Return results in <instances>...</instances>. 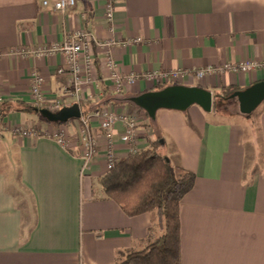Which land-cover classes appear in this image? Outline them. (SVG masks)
Masks as SVG:
<instances>
[{"label": "crops", "instance_id": "obj_1", "mask_svg": "<svg viewBox=\"0 0 264 264\" xmlns=\"http://www.w3.org/2000/svg\"><path fill=\"white\" fill-rule=\"evenodd\" d=\"M43 1L0 0V264H118L149 244L156 212L128 216L103 191L109 141L92 117L98 110L139 119L130 145L121 141L124 123L115 125L117 161L162 135L166 145L160 151L195 174V185L180 204V264H264V102L251 118L240 114L232 99L223 105L236 104L237 111L206 113L197 105L184 113L160 110L154 128L145 111L105 101L107 93L130 97L163 87L143 80L116 92L108 58L125 75L264 61V0H116L112 24L105 0H77L66 14L52 12ZM80 30L99 44L93 46V81L76 100L65 90L67 78L57 74L63 54L40 58L20 52L62 43ZM137 38L142 41L121 45ZM112 40L119 44L106 45ZM38 74L46 99L39 110L65 100L51 111L78 103L81 118H91L88 132L98 147L87 165L81 118L49 124L39 112L19 110L23 103L34 105ZM261 81L264 70L202 79L187 75L181 84L215 93ZM55 132L64 134L67 147L57 143ZM260 145L261 161L255 154ZM19 188L29 201H19Z\"/></svg>", "mask_w": 264, "mask_h": 264}, {"label": "trees", "instance_id": "obj_2", "mask_svg": "<svg viewBox=\"0 0 264 264\" xmlns=\"http://www.w3.org/2000/svg\"><path fill=\"white\" fill-rule=\"evenodd\" d=\"M239 90L237 87L228 86L215 92L213 111L222 112L224 102L232 103L229 100L230 95ZM128 97L124 94L107 93L105 101L123 104ZM6 104L8 103L3 102L2 105ZM20 106L22 107L19 110L24 112L37 110L38 113L40 109L26 103ZM99 107L97 105L96 109ZM83 113L86 116L89 112L83 110ZM254 114L255 112L247 117L251 118ZM2 115L4 114L1 110L0 116ZM42 120L52 124L44 118ZM150 125L156 128L157 120L151 121ZM165 145L164 137L157 135L149 147L118 161L100 181L105 195L118 203L128 216L156 212L157 218L149 233V244L141 251L128 254L118 264H180V204L193 189L196 176L161 152L160 148Z\"/></svg>", "mask_w": 264, "mask_h": 264}, {"label": "built area", "instance_id": "obj_3", "mask_svg": "<svg viewBox=\"0 0 264 264\" xmlns=\"http://www.w3.org/2000/svg\"><path fill=\"white\" fill-rule=\"evenodd\" d=\"M77 0H44L45 8L50 9L54 13L66 14L76 6ZM107 21L112 24L115 14L116 0H105ZM141 38L131 39L121 42V45L128 46L132 43L141 42ZM98 43L94 35L86 30H80L68 36L64 42L47 44L45 46L32 49L22 50L20 52L23 56L46 57L61 53L65 57V63L58 68L57 74L67 78L66 92L76 100L83 98L85 88L92 83V70L95 66V59L93 54V46ZM99 44V43H98ZM119 44L114 40L106 45ZM107 67L111 75L110 80L114 85L116 92H122L126 86H133L139 81L147 80L155 82L157 85H172L181 84L187 75H194L198 79L205 78L208 75L224 72H253L257 70H264V61L247 60L239 63H225L221 66H208L195 70L194 72L188 70H174L169 72L153 71L144 75L122 74L118 70V64L113 58H108ZM44 78L41 75L33 77L32 95L34 107H41L45 102V95L43 91ZM65 100H59L53 104L49 110L56 111L60 106L65 105ZM93 118L99 119L100 127L106 132L108 139V146L106 148V159L108 169L111 170L118 162L113 149V129L118 121L124 123V131L121 134V141L125 144H132L137 138V128L139 119L135 115L118 114L109 110H98L93 113ZM91 118H81L82 135L81 141L84 145L82 159L87 165L93 156L97 153V141L95 136L88 132ZM31 131H24L25 135L30 134ZM53 137L63 147H67V139L61 132H55ZM133 151V149H131Z\"/></svg>", "mask_w": 264, "mask_h": 264}, {"label": "water", "instance_id": "obj_4", "mask_svg": "<svg viewBox=\"0 0 264 264\" xmlns=\"http://www.w3.org/2000/svg\"><path fill=\"white\" fill-rule=\"evenodd\" d=\"M229 99L236 101L240 114L252 115L264 102V81L234 92ZM125 102L145 111L151 121H156L160 110L184 113L194 105L199 106L206 113H212L214 93L197 85L172 84L159 90L130 96L126 98ZM38 112L50 123L65 124L82 116L81 106L78 103L64 107L57 112L45 108L38 110Z\"/></svg>", "mask_w": 264, "mask_h": 264}, {"label": "rangeland", "instance_id": "obj_5", "mask_svg": "<svg viewBox=\"0 0 264 264\" xmlns=\"http://www.w3.org/2000/svg\"><path fill=\"white\" fill-rule=\"evenodd\" d=\"M225 108H226V109L229 108V109H231L232 111H237V105H236V104H233V105H231L230 107H225V105H224V107H223V111L225 110ZM260 110H261V109L258 108V109L255 111V114H256V113L258 114V112H260ZM254 121H255V129H256V132H258L259 129H258L257 119H255ZM254 152H255V151H254ZM251 154L253 155V153H249V158H250ZM255 154H259V155H258V158L260 157V158H259V161H261V159H262V146H261V145L259 146L258 153H255ZM256 156H257V155H256ZM256 156L253 155L254 159H257ZM15 174H16V173H15ZM17 191L20 193V196H19V201H20V202H22V201H29V198H28L27 195L23 192V189L19 188V190H17ZM15 192H16V191H15Z\"/></svg>", "mask_w": 264, "mask_h": 264}]
</instances>
